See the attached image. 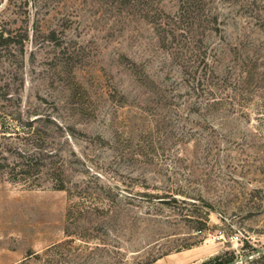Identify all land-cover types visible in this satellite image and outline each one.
<instances>
[{"label": "rangeland", "instance_id": "rangeland-1", "mask_svg": "<svg viewBox=\"0 0 264 264\" xmlns=\"http://www.w3.org/2000/svg\"><path fill=\"white\" fill-rule=\"evenodd\" d=\"M0 34L15 264H264V0H0Z\"/></svg>", "mask_w": 264, "mask_h": 264}, {"label": "trees", "instance_id": "trees-1", "mask_svg": "<svg viewBox=\"0 0 264 264\" xmlns=\"http://www.w3.org/2000/svg\"><path fill=\"white\" fill-rule=\"evenodd\" d=\"M25 38H28L27 36ZM25 40L26 39H22L20 40V43H18L22 50H24L25 48ZM15 43L14 39H12L11 37H7L5 38L3 34H0V46H3V44H6L8 46H10V43ZM12 133H16V132H12ZM33 150V149H32ZM46 151H48L46 149ZM1 154V152H0ZM40 154V153H36L34 151H29V154L27 157H24L25 161H23L22 163H18V165H16L15 168L11 169V173H10V176H11V181L13 182H19V177L21 178H24V179H21V180H27L25 178H30L29 176L33 175L34 173H36L37 175L40 173V170H42L43 168H46L48 167L47 164H42V165H39L37 163V155ZM47 157H50L52 155V153H45ZM52 170V169H51ZM54 171V170H53ZM57 190H68L66 189L65 185H61L59 187H55ZM71 194V192H70ZM206 225H203V227H201L199 229V231H203L204 227ZM205 264H223V261H221V259L217 258L215 260H212V261H209Z\"/></svg>", "mask_w": 264, "mask_h": 264}, {"label": "crops", "instance_id": "crops-1", "mask_svg": "<svg viewBox=\"0 0 264 264\" xmlns=\"http://www.w3.org/2000/svg\"><path fill=\"white\" fill-rule=\"evenodd\" d=\"M3 214L0 211V264H15L17 263L20 258L22 257L19 255L18 251H10L6 248L3 238L4 233L2 230L4 218Z\"/></svg>", "mask_w": 264, "mask_h": 264}, {"label": "water", "instance_id": "water-1", "mask_svg": "<svg viewBox=\"0 0 264 264\" xmlns=\"http://www.w3.org/2000/svg\"><path fill=\"white\" fill-rule=\"evenodd\" d=\"M257 255L260 256V255H264V249H260L258 252H257ZM248 259H251V258H242V259H239V260H235V261H232L228 264H241V263H244L246 261H248Z\"/></svg>", "mask_w": 264, "mask_h": 264}]
</instances>
